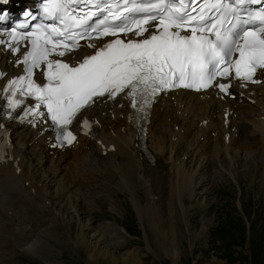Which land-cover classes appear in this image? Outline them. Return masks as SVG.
Masks as SVG:
<instances>
[{"label": "snow or ice", "instance_id": "obj_1", "mask_svg": "<svg viewBox=\"0 0 264 264\" xmlns=\"http://www.w3.org/2000/svg\"><path fill=\"white\" fill-rule=\"evenodd\" d=\"M9 2L0 0V22L10 15ZM196 3L44 0L36 14L26 11L24 17L35 21L42 14L51 23L21 22L9 26L8 39L0 38L13 55L26 49L22 60L12 62L22 64L24 74L3 89L0 115L34 127L37 117L50 119V130L63 146L76 139L68 130L73 121L104 99L121 95L133 109L150 115L155 97L171 89L218 88L231 95V84L220 80L264 83L257 79L264 75V0H200L198 9ZM105 37L114 39L102 46L91 42ZM80 40H87L94 54L77 55ZM33 98L36 103L29 107ZM3 130L0 123V153Z\"/></svg>", "mask_w": 264, "mask_h": 264}, {"label": "rangeland", "instance_id": "obj_2", "mask_svg": "<svg viewBox=\"0 0 264 264\" xmlns=\"http://www.w3.org/2000/svg\"><path fill=\"white\" fill-rule=\"evenodd\" d=\"M245 129L242 127L240 134ZM241 139L255 140L248 136ZM251 145L246 148L247 155L241 154L246 156L244 160L236 158L238 164L230 156L220 158V163L215 156L210 157L207 171L199 168V161L192 159L190 152L186 157L177 154L179 161L184 157L189 173L199 171L182 194L168 201L165 220L169 225L164 234L147 214L152 206L149 203L155 199L144 194L141 179L136 178L135 185L121 181L106 165L108 155H103L96 157L101 163L88 168V179L78 182L77 187L60 175L50 181L45 203L33 199L35 210L24 209L23 202L19 211L1 205L0 210L9 217L2 216V220L15 235H0L20 240L7 239L11 246L0 242V247H10L18 254L8 264H264V167L260 145ZM29 162L26 159L25 164ZM125 162L123 156L116 163ZM48 163L37 166L41 169L38 173L32 172L37 180L43 179L41 172L48 170ZM203 178L206 180L202 183ZM58 181L64 186L60 194L56 190ZM77 191L85 195L68 198ZM26 211L31 213L27 217ZM8 255V251L0 250V257Z\"/></svg>", "mask_w": 264, "mask_h": 264}, {"label": "bare ground", "instance_id": "obj_3", "mask_svg": "<svg viewBox=\"0 0 264 264\" xmlns=\"http://www.w3.org/2000/svg\"><path fill=\"white\" fill-rule=\"evenodd\" d=\"M260 76L264 81V75ZM250 90H253L251 95H248V90H243L244 96L241 101L240 98L221 99L210 92L194 93L178 90L170 94H162L152 109L150 123L146 128L149 138L148 149L153 154L152 162L139 152L137 129L128 123L130 108L126 104L120 106L118 103L108 101L98 102L87 110L91 117L95 118L93 129L97 139L80 136L71 146L61 149L49 148L52 140L42 125L32 128L24 122L11 123L8 142L0 153V209L1 205H4L19 211V204L23 202L24 209L35 210L33 199L45 203V196L50 193L46 191V186L50 181L54 182L55 177L59 175L61 179L65 177L66 181L69 180L77 187L78 182L88 179L87 169L93 168L96 162L101 163L96 157L102 156L100 154L104 151L109 160L105 162L106 165H110L115 170L121 181L132 184L136 178L141 179L144 194L150 196L151 200L155 199L152 204L149 203L152 206L147 208V214L152 216L154 227L163 233L169 225L165 220L167 204L170 203L173 195L183 193L181 190L187 188L186 184L201 166L206 167L210 157L215 156L216 161L220 163L221 159L230 156L234 164H238L236 158L240 157L244 160L246 156L241 157V154L248 153L246 148L251 147L252 143H258L262 153L260 161L263 166H261L264 167V83L254 85ZM225 113L227 117L224 116ZM244 125L247 129L240 136V128ZM243 136L255 140L246 142L241 139ZM13 140H16V143ZM112 145L114 148L110 149ZM186 152H190L192 159L196 158L200 164L198 170L192 171V174L185 168L187 162L184 157L182 161L177 157L178 153H183L186 157ZM123 156L126 160L125 164L117 165L116 162L121 161ZM118 157L121 160H117ZM26 159L30 160L28 165L25 164ZM47 162H49L48 170H42L43 179L37 180L32 172L38 173L41 169L37 166ZM207 170L208 168H205V171ZM89 172L92 175L91 171ZM205 180L206 178H203L202 183ZM60 181L56 188L59 194L64 191ZM73 195H85V193L71 192L68 198L72 199ZM20 196L22 200L19 199ZM28 211L26 217L31 214ZM156 212L157 214H154ZM158 213L162 214V217ZM6 214L8 215L5 210H0V233L14 236L15 233L6 227V222L2 220V216L5 219L9 218ZM4 236L0 235V242L10 246L7 239L14 242L20 240L13 239L12 236L5 239ZM96 248L101 253L109 254L100 247ZM0 250L9 252V256L0 258V261L7 258L5 264H8L13 257H18L10 247L7 250L0 247Z\"/></svg>", "mask_w": 264, "mask_h": 264}]
</instances>
